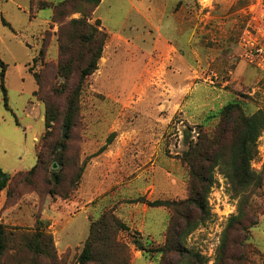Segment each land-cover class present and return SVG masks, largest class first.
I'll return each instance as SVG.
<instances>
[{"label":"rangeland","instance_id":"374dc122","mask_svg":"<svg viewBox=\"0 0 264 264\" xmlns=\"http://www.w3.org/2000/svg\"><path fill=\"white\" fill-rule=\"evenodd\" d=\"M60 1L0 0L8 95L7 108L0 82V168L12 175L0 193V224L8 233L0 264H78L91 221L116 209L129 227L116 236L129 246L130 264H159L134 237L163 245L171 211L145 201L187 197L183 155L200 132L216 129L215 113L225 104L238 101L248 114L264 110V70L244 59L241 48L247 30L264 34V0H102L89 22L100 19L107 34L103 56L106 47L115 52L110 66L103 67L102 56L84 81L57 186L49 183L47 143L60 139L61 122L46 128V104L34 94L39 87L30 67L46 84L65 81L57 75L60 27L82 14L54 20ZM71 77L78 79L75 71ZM52 98L64 104V95ZM258 151L252 167L261 171L264 132ZM40 153L46 169L29 174ZM208 201L211 218L185 243L216 264L222 232L239 204L220 168ZM251 202L264 207V186ZM249 250V264H264V210Z\"/></svg>","mask_w":264,"mask_h":264},{"label":"trees","instance_id":"16d2710c","mask_svg":"<svg viewBox=\"0 0 264 264\" xmlns=\"http://www.w3.org/2000/svg\"><path fill=\"white\" fill-rule=\"evenodd\" d=\"M101 2L102 0H61L54 6V20L62 23V16L68 13L82 14V17L71 19L60 27L57 75L65 78L63 83L46 84L41 74L30 67L39 87L34 94L40 96L46 104V128L50 129L54 123L61 122L60 139L53 144L47 143L53 155L49 183L57 186L61 180L59 171L64 152L69 147L72 129L77 124L80 92L85 79L98 69L107 40V34L100 29V19L97 20V25L89 22L91 13ZM0 68L1 89L8 108L5 86L7 64L1 58ZM73 71L78 75L76 81H71ZM53 95H64V104L52 102ZM215 114L219 118L216 129L200 132L198 140L192 141L183 155L190 171L187 197L180 200L145 201L150 207H164L171 211L163 245L149 247L134 237L137 248L143 252H155L159 257V264L207 263V257L200 251L189 249L185 241L212 216L208 199L215 184L216 168H220L221 173L228 179L234 195L239 198V204L237 212L229 217L222 232L215 262L249 264L252 230L259 224L260 214L264 210L263 206L257 209L251 202L256 190L264 186V168L258 171L252 167V161L259 153V138L264 132V110L258 109L248 114L241 103L230 101ZM208 118L204 120L205 124L211 121ZM42 158L40 153L37 164L28 171L29 174L46 169ZM11 179L12 175L0 168V193L8 187ZM55 193L51 188L47 196L53 198ZM121 229L129 227L116 212L104 211L93 219L90 234L78 257V264H130V248L116 236ZM7 234L5 225L0 224V262L6 249ZM40 247L43 251V247Z\"/></svg>","mask_w":264,"mask_h":264},{"label":"built area","instance_id":"2783aa9c","mask_svg":"<svg viewBox=\"0 0 264 264\" xmlns=\"http://www.w3.org/2000/svg\"><path fill=\"white\" fill-rule=\"evenodd\" d=\"M243 58L264 70V34L247 30L241 40Z\"/></svg>","mask_w":264,"mask_h":264},{"label":"crops","instance_id":"0c3cea01","mask_svg":"<svg viewBox=\"0 0 264 264\" xmlns=\"http://www.w3.org/2000/svg\"><path fill=\"white\" fill-rule=\"evenodd\" d=\"M104 1V0H103ZM102 1V2H103ZM179 1V0H178ZM172 10V9H171ZM172 12V11H171ZM183 29V28H182ZM182 32V31H181ZM175 48V46H174ZM115 50H111V49H107V47L105 48V51H104V56H103V59H104V65L103 67H108V65L110 66V62H111V59H112V56L114 54ZM14 172H18L17 170H15ZM82 211V209L80 210ZM115 212L120 216L119 212H118V209L115 210ZM121 217V216H120Z\"/></svg>","mask_w":264,"mask_h":264},{"label":"water","instance_id":"95a60500","mask_svg":"<svg viewBox=\"0 0 264 264\" xmlns=\"http://www.w3.org/2000/svg\"><path fill=\"white\" fill-rule=\"evenodd\" d=\"M55 167H56V165H55Z\"/></svg>","mask_w":264,"mask_h":264}]
</instances>
